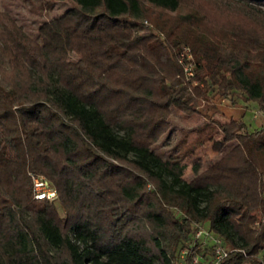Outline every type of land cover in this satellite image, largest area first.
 <instances>
[{"label": "trees", "instance_id": "1", "mask_svg": "<svg viewBox=\"0 0 264 264\" xmlns=\"http://www.w3.org/2000/svg\"><path fill=\"white\" fill-rule=\"evenodd\" d=\"M7 1L0 264H177L194 223L231 248L218 264H264V126L200 109L216 110L214 85L264 114V0H65L51 16L55 0ZM218 131L235 140L185 178Z\"/></svg>", "mask_w": 264, "mask_h": 264}, {"label": "rangeland", "instance_id": "2", "mask_svg": "<svg viewBox=\"0 0 264 264\" xmlns=\"http://www.w3.org/2000/svg\"><path fill=\"white\" fill-rule=\"evenodd\" d=\"M7 3L8 7H21L26 12L25 5L21 4L19 0H8ZM66 6L67 2L65 0H55L51 6V9L45 11L43 16H51L55 13H59L63 11ZM29 15L34 16V14L31 12ZM193 83H195V81ZM209 93L211 95L210 100L215 105L216 110L214 109L213 111V108L205 109L203 106H201V117L203 119L216 117L225 121L230 118L235 119L242 117L247 123L248 128L264 126V114L261 112V110L257 108L255 103L243 101L236 91H232L227 95H221L216 90V87L212 85L210 87ZM234 140L235 136L233 134H224L221 131L215 133L212 138L207 140L202 146L184 158L186 166L183 176L185 178L190 176L191 165L195 159L200 158L201 160L206 161L208 158L220 154V152H222ZM148 183L150 182H147V186L149 185ZM59 209L61 211V208ZM205 241L208 240L204 239L201 241V243H199V251L203 253L202 255L197 253L199 257H204L206 255L210 256L212 254V247L206 246ZM208 242L210 243V241ZM155 264L159 263L155 262Z\"/></svg>", "mask_w": 264, "mask_h": 264}, {"label": "built area", "instance_id": "3", "mask_svg": "<svg viewBox=\"0 0 264 264\" xmlns=\"http://www.w3.org/2000/svg\"><path fill=\"white\" fill-rule=\"evenodd\" d=\"M178 61L182 64L184 75L190 79L194 72V60L188 46H183L178 54ZM33 184V195L36 198L52 199L56 195L55 188L49 183L48 179L42 174L31 173ZM195 229L193 232L192 240L188 242V246L179 251L177 264H195L198 262V254H192L195 244L199 240L207 239L210 241L212 247V254L206 264H218L219 261L227 255L231 250L224 244L223 240L206 229L199 223H194ZM264 244V238H263Z\"/></svg>", "mask_w": 264, "mask_h": 264}, {"label": "crops", "instance_id": "4", "mask_svg": "<svg viewBox=\"0 0 264 264\" xmlns=\"http://www.w3.org/2000/svg\"><path fill=\"white\" fill-rule=\"evenodd\" d=\"M263 251H264V249H263Z\"/></svg>", "mask_w": 264, "mask_h": 264}]
</instances>
